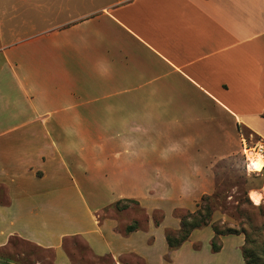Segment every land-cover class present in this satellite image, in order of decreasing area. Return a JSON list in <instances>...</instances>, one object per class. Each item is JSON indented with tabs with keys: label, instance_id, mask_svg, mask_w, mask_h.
Listing matches in <instances>:
<instances>
[{
	"label": "crops",
	"instance_id": "obj_1",
	"mask_svg": "<svg viewBox=\"0 0 264 264\" xmlns=\"http://www.w3.org/2000/svg\"><path fill=\"white\" fill-rule=\"evenodd\" d=\"M244 131L264 143V0H0V264H25L13 238L72 264L74 237L115 264H246L243 234L166 238ZM125 200L145 228L101 219Z\"/></svg>",
	"mask_w": 264,
	"mask_h": 264
},
{
	"label": "rangeland",
	"instance_id": "obj_2",
	"mask_svg": "<svg viewBox=\"0 0 264 264\" xmlns=\"http://www.w3.org/2000/svg\"><path fill=\"white\" fill-rule=\"evenodd\" d=\"M243 133L248 140H251L250 132L244 131ZM250 144L254 143L251 141ZM216 172L219 174L217 179L219 187L216 193L221 195L220 203L222 205L215 212L220 217L218 226L220 228L230 227L239 232L246 230L252 238H257L258 235L253 232L252 227H258L264 223V172L248 174L241 152L219 161L215 167ZM253 191H257L262 195L261 203L263 204H255L251 197ZM246 194L251 204L245 201ZM0 195H2V191H0ZM0 200H2V196ZM258 206H261V209H258ZM125 211L129 213V219L133 220L132 224L137 222L138 227H146L147 214L145 211L139 204L126 200L120 202L119 205L115 204L106 209L101 215V219L118 217ZM182 211L186 212L187 210ZM159 216L157 214V217ZM125 229V226L122 225L121 230L125 231ZM9 245V252L5 253L21 263L55 264V252L53 250L39 248L35 244L20 238H13ZM64 245L72 264H115L109 257L99 258L94 256L87 247L86 242L80 237L67 238ZM128 262L134 264L133 259L129 258Z\"/></svg>",
	"mask_w": 264,
	"mask_h": 264
},
{
	"label": "trees",
	"instance_id": "obj_3",
	"mask_svg": "<svg viewBox=\"0 0 264 264\" xmlns=\"http://www.w3.org/2000/svg\"><path fill=\"white\" fill-rule=\"evenodd\" d=\"M216 179H218V172L215 173ZM218 183L216 191L218 190ZM215 193L213 195H205L197 205V210L195 212L177 210L175 212L176 216L181 220V228L179 231H167L166 238L168 245L171 250H177L187 242L194 230L202 229L207 226H212L215 231V237L212 240V250L214 253L221 251V237L225 235H238L243 234L245 236V245L243 247V257L246 264H264V223L258 227H252L253 232L257 233V238H252L250 233L246 230L239 232L230 227L220 228L218 224L220 222H214L213 216L222 205H221V195ZM136 204H139L135 200H126ZM245 201L249 204L250 201L247 197ZM118 202L116 205H119ZM261 209V206H258ZM159 217H155L156 225L159 226L164 218V215L159 213ZM138 223L135 222L129 225L125 229V233L129 234L134 231L139 230ZM261 240V241H260ZM252 246V247H251Z\"/></svg>",
	"mask_w": 264,
	"mask_h": 264
},
{
	"label": "built area",
	"instance_id": "obj_4",
	"mask_svg": "<svg viewBox=\"0 0 264 264\" xmlns=\"http://www.w3.org/2000/svg\"><path fill=\"white\" fill-rule=\"evenodd\" d=\"M242 142V156L245 160L246 170L248 174L254 173V160H256L259 156L264 161V143L258 141L254 144H250L251 142L245 136L242 137ZM263 171L264 167L262 168L261 172Z\"/></svg>",
	"mask_w": 264,
	"mask_h": 264
},
{
	"label": "bare ground",
	"instance_id": "obj_5",
	"mask_svg": "<svg viewBox=\"0 0 264 264\" xmlns=\"http://www.w3.org/2000/svg\"><path fill=\"white\" fill-rule=\"evenodd\" d=\"M253 164H254V168H255L253 170L254 173H258V172L262 171V168L264 167V161L259 156L256 160H254ZM251 197H252V199L256 205L261 204L263 197L259 192H257V191L251 192Z\"/></svg>",
	"mask_w": 264,
	"mask_h": 264
}]
</instances>
